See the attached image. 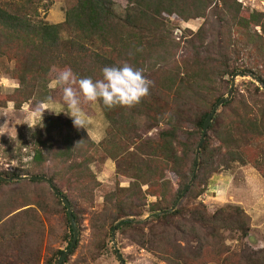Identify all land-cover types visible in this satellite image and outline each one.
I'll return each mask as SVG.
<instances>
[{
  "label": "trees",
  "instance_id": "obj_1",
  "mask_svg": "<svg viewBox=\"0 0 264 264\" xmlns=\"http://www.w3.org/2000/svg\"><path fill=\"white\" fill-rule=\"evenodd\" d=\"M117 1L76 0L65 11L63 22L49 23L38 18L39 8L48 7L45 0H0V55L13 61L10 75L20 84L15 91L1 94L2 102L11 101L16 108L30 99L35 102L38 88L54 78L53 69L65 67L80 78L96 80L102 77L103 67L127 62L144 69L154 81L150 95L133 108L109 110L97 102L107 120L100 142H94L84 128L75 127L73 120L46 115L34 133L27 166L0 170V175L48 177L69 201L76 227L81 214L89 211V245L95 251L105 247L113 224L120 222L116 228L133 231V242L165 264H264V248L252 250L243 244L233 248L226 243L229 234L248 236L250 225L243 208L227 204L209 212L196 200L206 175L228 167L230 161L264 169V157L254 154L264 146V89L259 84L249 80L252 88L246 97L232 94L219 106L205 133L192 183L170 210L194 167L189 149L195 143L179 137L185 132L201 134L207 114L224 97L219 86L226 76L242 70L264 85V13L244 11L236 0H122L121 10ZM194 18L203 19L197 30L183 28L176 39L170 19ZM208 38L212 39L210 45ZM178 51L183 55L177 57ZM49 98L63 104L59 89H52ZM90 105L83 107L87 116L93 114ZM141 116L146 118L147 128L165 125L156 140L135 137ZM120 127L123 138L110 140ZM209 131L217 146H211ZM100 148L119 163L122 177L130 179L128 186L106 194L95 210L94 190L99 181L90 164ZM219 156H224L225 163L216 160ZM165 171L177 176L178 185L165 178ZM41 182L0 178V187L19 185L0 198V241L4 245L0 264H36L40 252L30 251L31 239L16 238L19 228H26L29 222L34 233L42 235V215L58 208L63 213L67 246L70 244L72 227L66 207L53 192L50 200L38 190L36 185ZM148 195L154 200L148 201ZM18 208L22 209L15 212ZM32 211L33 222L28 218ZM145 211L151 213L144 219L132 217ZM17 241L20 258L11 261ZM62 252L54 250L43 264H56ZM158 261L153 264H160Z\"/></svg>",
  "mask_w": 264,
  "mask_h": 264
},
{
  "label": "rangeland",
  "instance_id": "obj_2",
  "mask_svg": "<svg viewBox=\"0 0 264 264\" xmlns=\"http://www.w3.org/2000/svg\"><path fill=\"white\" fill-rule=\"evenodd\" d=\"M236 1L238 3L240 2L239 0ZM45 2H47L48 7L46 9L42 6L39 8L40 13L38 18L49 23H61L64 20L65 11L70 8L76 0H45ZM117 3L119 10H121L124 7L125 2L118 0ZM239 4L241 5V9L244 11H252L249 6H244L241 2ZM202 21V18H194L188 21H175L170 19L176 39H178L181 35V30L183 28H189L190 30L196 31ZM207 42L210 45L212 39L208 38ZM181 54L182 51H178L177 57ZM12 70L13 61L7 59L4 55H0V79H3L5 82L8 80L14 81L10 75ZM231 76H226L225 82L220 83L219 91L224 94V97L227 95L231 85ZM234 80L230 98L232 94L239 98H241L242 94L246 97L248 88H252V86L247 84L249 80L257 84L256 81L247 75H237ZM50 82L51 80L44 83V86H40L38 88L34 97L35 102L33 99H30L32 102L29 100L28 102L23 103L20 107L16 108L13 105V102H2L0 100V131H7L0 134V170L12 171L15 167L17 169L19 167L27 166V161H29L32 154L34 133L41 126L39 115L33 111L35 106L39 104L37 99L43 100V102L40 103L44 104V106L48 108H59L62 110L65 107L60 102L50 100L49 93L52 90L48 87ZM8 93L11 92L6 91L5 88L0 85V95ZM90 109L93 111V114L91 116L84 115V118L90 119L93 126L97 128V130H94V133H101L102 128L105 130L107 120L101 113L97 103L90 105ZM60 113L66 112L62 111ZM49 114L59 116L53 111L45 110L43 118ZM25 120H31L33 124L37 125L34 129L29 128L27 123H23ZM137 123L138 128L135 130V137L139 135L142 138L151 140H156L159 130L165 126L161 123L159 126L147 128L148 122L144 116L139 117ZM122 125L123 122L121 121V126ZM122 132L123 130L121 127L118 130L116 129L114 137H110V140L114 139L115 141H118L123 138ZM103 133L104 135L102 138L105 136V131H103ZM190 133L191 136L189 133L185 132L179 137V140L184 141L186 136L195 143L194 148L189 149V160L193 159L195 162V158L199 155V152L196 154L195 150L201 134L198 136L196 131ZM209 136L211 146H217L219 143L210 131ZM203 143L204 140L201 146ZM260 143L262 144V142ZM103 150L105 149L100 148L95 151L96 159L90 164L91 170L95 173V176L99 181V185L94 190L93 208L95 210L102 206L104 196L106 194L116 190L118 186H128L130 179L129 178L127 180L125 179V176L122 177L123 175L120 174L122 171L117 167L119 163L109 158ZM223 151L226 152V150ZM261 151L263 152L261 153ZM261 151L254 154L256 156H260L259 158L262 159L264 157V146L261 147ZM216 160L221 163H225L224 156H219ZM120 163L123 165V160H121ZM164 176L165 178H169L172 183L178 185L177 176L172 172L165 171ZM206 176L207 178L205 180L203 190L196 196V200L204 203L209 212L214 211L218 207L232 204L240 206L247 214V219L250 225L248 236L245 238H238L236 234H229L226 243L233 248H237L242 244L252 250L264 248V169L261 171L250 163L241 164L236 161H230L228 163V167L222 166ZM120 179L123 180L117 183ZM18 187L19 185L16 184L2 185L0 187V198L3 195V192L16 190ZM36 187L38 190H41V192H43L48 199L53 200L51 197L52 190L45 181H42L36 185ZM145 187L146 186H143L142 189H145ZM147 200L152 201L154 200V197L148 195ZM21 209L22 208H18L15 212L20 211ZM150 213L151 212L145 211L141 216L132 217L136 218L135 220L144 219ZM89 217V211H84L81 214L80 225L77 227V243L75 244V248H73L70 252L71 254L66 256V261H64L63 264H121L116 256V249L121 253L125 264H153L155 261H158L149 251L133 242V239L131 238L134 234L133 231H121L118 228H116L114 238L111 236L110 230V233L105 240V247L99 251H95L96 249L89 245ZM28 218L31 219L32 222L33 220L35 221L33 211L30 212ZM24 220L28 222V219L25 218ZM42 221L44 224L42 235L39 236L35 234L34 230H32L33 226L28 222V226H26V228L24 225L19 228V234L16 237L21 241L31 239L29 242V246H31L30 251L34 252L35 250H38L40 252V258L37 260L36 264H43L48 257L53 256L52 252L54 250H65L67 246V241L64 237L66 227L62 211L58 208L54 213L48 216L42 215ZM23 222L24 221L21 220V223ZM115 224L116 222L113 225ZM21 230H23V232ZM28 230H30V232ZM18 244H20V242L17 241V243L12 247V255L10 254L11 256L9 257L11 261H16L20 258V251L16 249ZM3 247L4 245H2V241H0V258L2 251L4 250ZM158 262L160 264H165L161 261Z\"/></svg>",
  "mask_w": 264,
  "mask_h": 264
},
{
  "label": "clouds",
  "instance_id": "obj_3",
  "mask_svg": "<svg viewBox=\"0 0 264 264\" xmlns=\"http://www.w3.org/2000/svg\"><path fill=\"white\" fill-rule=\"evenodd\" d=\"M142 51V49H137ZM131 55V53H130ZM55 76L49 83L50 89L61 91V99L65 106L62 110L45 107L40 103L33 111L39 115L42 125L43 113L45 110L53 111L57 114L66 112L73 117L75 127L87 129L89 121L84 118L83 107L89 104L102 102L107 109L117 106L133 108L138 105L143 98L150 95V89L154 86V81L144 74V69L133 68L127 62L120 66H105L102 68V77L93 80L92 77H78L70 67L63 69H53ZM6 91L12 92L20 87L19 82L0 79ZM29 128L34 129L37 124L31 120H25ZM7 131H0V134Z\"/></svg>",
  "mask_w": 264,
  "mask_h": 264
},
{
  "label": "water",
  "instance_id": "obj_4",
  "mask_svg": "<svg viewBox=\"0 0 264 264\" xmlns=\"http://www.w3.org/2000/svg\"><path fill=\"white\" fill-rule=\"evenodd\" d=\"M249 76L251 77L254 81L257 82V84L260 85L261 89H264V85H263V82L261 80H259L258 78H256L252 73H249V72H246V71H236L232 74L231 76V85L229 87V90L227 92V95L221 99L218 100V102H216L213 107L211 108L210 112L207 114L204 122H203V128H202V132H201V136H200V139L198 141V144L196 146V150H195V153L198 154L199 152V149H200V146L204 140V136H205V133L208 129V126L212 120V117L214 116L215 112L217 111L218 107L224 103L225 101L229 100L230 98V95H231V90L233 89V85H234V79L236 76ZM196 168H197V157L195 158V162H194V168H193V172H192V175H191V178L189 180V182L184 186L183 188V191L181 192V194L178 196V198L175 200L174 204L172 205V207L170 208V210H173L179 199L182 198V196L185 194L188 186L191 184L193 178H194V175H195V172H196ZM0 178L2 179H6V180H21V179H31V180H41V181H45L49 188L52 190V192L54 193V195H56L58 198H60L62 204L66 207V211H67V215H68V218H69V221H70V224H71V227H72V240L70 242V244L67 246V248L65 250H63V252L59 255L58 259H57V262L56 264H63L66 256L68 254H70V252L73 250V248L75 247V244L77 243V236H78V232H77V227H76V224L74 222V219H73V215H72V210H71V206H70V203L69 201L67 200V198L60 193V191L53 185L52 181L46 177V176H43V175H22V176H15V177H12V178H4L0 175ZM162 212H165V210H163ZM120 222H117L111 229V236L114 238L115 236V231H116V227L117 225L119 224ZM116 256L118 258V260L120 261L121 264H125L124 260H123V257L121 255V253L116 249Z\"/></svg>",
  "mask_w": 264,
  "mask_h": 264
},
{
  "label": "crops",
  "instance_id": "obj_5",
  "mask_svg": "<svg viewBox=\"0 0 264 264\" xmlns=\"http://www.w3.org/2000/svg\"><path fill=\"white\" fill-rule=\"evenodd\" d=\"M53 109H56V110H60L59 108L57 109V108H53ZM100 109V108H99ZM84 114V113H83ZM56 115H59V116H62V117H66V118H68V119H70V120H73L74 118L73 117H71L70 115H68V114H66V113H59V114H57L56 113ZM85 115V114H84ZM87 116V115H86ZM85 119H87L90 123H89V126H88V128L87 129H85L86 130V132L88 133V135L90 136V138L94 141V142H99L101 139H102V137H103V135H104V133H103V128H102V131H101V133H94V130H97V128H95L94 126H93V124H92V122H91V120L90 119H88V118H85Z\"/></svg>",
  "mask_w": 264,
  "mask_h": 264
},
{
  "label": "built area",
  "instance_id": "obj_6",
  "mask_svg": "<svg viewBox=\"0 0 264 264\" xmlns=\"http://www.w3.org/2000/svg\"><path fill=\"white\" fill-rule=\"evenodd\" d=\"M239 1L242 3V5L249 6L252 9V11H259L264 13V0H239Z\"/></svg>",
  "mask_w": 264,
  "mask_h": 264
}]
</instances>
